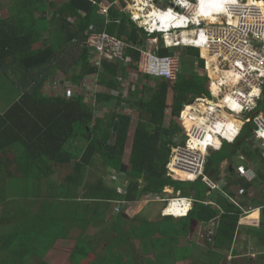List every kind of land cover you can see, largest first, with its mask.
<instances>
[{
	"label": "trees",
	"instance_id": "1",
	"mask_svg": "<svg viewBox=\"0 0 264 264\" xmlns=\"http://www.w3.org/2000/svg\"><path fill=\"white\" fill-rule=\"evenodd\" d=\"M60 2L63 4L57 9ZM46 8L56 11L53 25L57 30L49 43L44 40V47L35 50L33 45L40 37L35 32L33 11L45 15ZM10 11L9 19L0 13V70L12 75L9 81L14 86L0 96V264H51L46 257L60 239L77 241L71 264H162L167 257L193 258L191 264L197 260L209 264L227 261L247 204L238 207L218 196L214 199L216 207L206 206L208 188L200 180L181 183L169 177L167 169L172 149L187 139L184 136L177 142L176 138L182 134L179 118L183 107L202 97L204 91L209 94L208 76L202 72L205 60L199 51L184 48L185 53L178 52L181 71L174 81H159L153 101L135 96L127 99L123 82L117 77L119 64L105 62L99 70L85 47L90 34L105 25L93 0H14ZM127 15L133 20L129 12ZM128 17L111 11L107 33L141 47L136 43L149 38ZM74 23L77 27L72 26ZM159 43L163 39L159 38ZM179 49L159 46L158 54L169 55ZM128 54L135 62L140 60V51L130 49ZM78 65L81 72H74ZM133 67L138 71L136 63ZM55 74H65L57 75L61 84L75 82L82 92L71 98L68 92L49 96L51 86L43 87ZM88 75L94 76L89 82L96 87L94 104L85 94L83 80ZM147 78L157 83L160 80ZM211 89L215 91L214 83ZM169 90L172 99L167 103ZM97 104L107 107L108 113L115 105V111L101 117ZM126 105L132 115L124 112ZM194 107L197 105L188 106V113ZM166 111L172 113L169 127L163 125ZM134 117L139 119V126L127 165L124 155ZM186 119L183 112L181 122L186 123ZM250 143L252 125H246L234 144L224 143L219 152L208 157L206 174L216 181L221 163L229 160L233 164L240 150L247 147L243 153L256 162L264 184V157L260 150L251 151ZM64 168H69L67 174ZM111 170L126 176L124 194L107 186ZM230 175L236 178V186L246 190L254 186L233 170ZM231 177H223V181L227 183ZM110 179L113 183L114 178ZM166 189L186 199L193 197L196 204L188 216H159L154 220L139 216L131 222L121 211L116 215L110 212L118 202L128 205L149 196L157 198ZM82 193L85 198H81ZM229 196L234 197L232 192ZM210 223L216 224L212 243L207 241ZM201 224L205 225L202 240L188 239L193 235L192 227ZM74 227L80 231L75 232ZM92 227L94 235L89 232ZM151 253L157 260L146 257Z\"/></svg>",
	"mask_w": 264,
	"mask_h": 264
},
{
	"label": "built area",
	"instance_id": "2",
	"mask_svg": "<svg viewBox=\"0 0 264 264\" xmlns=\"http://www.w3.org/2000/svg\"><path fill=\"white\" fill-rule=\"evenodd\" d=\"M130 1L140 3V6H136L138 3H135V8H138L143 13L144 10L148 12L151 11V9H156L161 13H171L173 15L171 18L173 23L177 20L180 21L181 18L186 19L187 17L192 19V14L196 9V0H97L95 3L98 6V15L101 18H104L106 25H108L110 23L109 17L111 11L116 10L121 14L127 15L126 11ZM213 1V9L217 10V13L213 14V17L215 18L214 21L212 23L207 22L204 30L200 29L199 33L196 31H190L187 34H191L192 38L196 33L198 39L204 37V45L201 50L206 49L210 54L216 55V62L218 63V66H220V69L226 71L228 68H233L242 74L241 77L243 78V81L236 84V86L234 84L230 86H219H221V88L229 87L228 90L223 91L222 89V93H231L233 96L234 94H238L239 96L238 102L241 107L240 112H232L231 108L226 109V112L237 117V120H239L241 124L234 140L237 139V136L246 125H252L253 145L257 143L259 145H254L253 148L254 150H260L264 157V110L261 109V101H264V0ZM185 10L188 12H184ZM202 22H204V20H202ZM197 24L199 25L200 23ZM192 25H194L193 22ZM138 26L141 30H144L140 25ZM173 28L175 27L173 26ZM202 32H204L203 35L200 34ZM145 33L148 34L146 31ZM148 36L152 39L151 35L148 34ZM168 38L172 40V36H165L166 49H172L176 46L178 47L180 42L178 41L177 36H175V41L172 40L175 45L172 47H170L167 42ZM85 47L89 49L91 61L99 70H102L105 62L118 63L119 68L124 70H130L133 67V64L136 63L140 73L152 77L153 79L158 78L160 80L164 79L170 81L176 80L177 75L181 71V59L178 52H173L169 55H160L158 54L159 46L156 47L155 44H148L144 47H135L132 44L121 40L117 36L110 35L106 31H93L85 42ZM130 49L141 52L140 60L138 62H135L134 57L128 54ZM204 60V71L208 76L207 89L209 94H202V97L197 98L193 103H204L206 106H211L212 104H216V99L218 98H215V94L211 89L214 79H212L208 71V59L204 58ZM120 73L121 76H119L118 71L117 77L121 81L123 77L122 71H120ZM220 73L223 75V72ZM247 74H249V76H247ZM254 85H256L259 90L256 92L255 97L251 98L249 96L253 88H250ZM248 89L249 91H247ZM66 92H70L68 97L71 98V94L73 93L70 85L67 89L63 90V94ZM241 93H243L244 96L245 93H248L247 98L251 101L254 99V101L252 103L244 102L245 97L240 96ZM188 106H191V104H188ZM182 112L184 111H181V113ZM180 118L179 120L181 121ZM181 129L186 134V137H188L187 143L172 149L171 158L167 165L168 176L173 180L182 181V183H195V181L200 180L201 183L208 188L209 198L212 196H222L240 207L236 198H244L247 191L240 189L237 192H233L234 197L232 198L229 196L230 189L227 188L228 183H223V180L220 181V183H218V181L216 183V181L212 180L205 172V165L208 157L211 156L213 152H219L221 146L218 150L207 148L206 152L192 149L189 145L190 136L183 128V125ZM228 134H231V131L228 130ZM201 137L202 135L197 133V138L200 139ZM221 139L228 138H223V136H221ZM173 167L190 174L192 178L189 180L181 179L176 173H174ZM242 173L245 172L243 171ZM120 176L121 175L117 178ZM125 184H127L126 181ZM125 191L126 187H124V192ZM168 191L169 190H166L165 192ZM118 192L120 193V190H118ZM175 194L176 198L174 200L168 199L169 197H167L166 194L167 198H165L162 203H166L167 205L162 210L161 216H173L175 218L184 217L171 215L166 212L169 205L175 201L178 203H187V205L190 206L189 212L185 216L189 215L192 208L195 206L196 201L194 199H184L182 198L181 193ZM149 201L151 204L154 203V200ZM158 202L161 201L158 199ZM122 204L124 203L118 202V206L115 208L117 213L121 211ZM205 205L216 207V202L208 200ZM263 209L264 206L260 208V210ZM245 212L246 210H244V213ZM209 227L207 228V241L212 243L215 231L214 228Z\"/></svg>",
	"mask_w": 264,
	"mask_h": 264
},
{
	"label": "crops",
	"instance_id": "3",
	"mask_svg": "<svg viewBox=\"0 0 264 264\" xmlns=\"http://www.w3.org/2000/svg\"><path fill=\"white\" fill-rule=\"evenodd\" d=\"M13 1L14 0H1L0 1V3H1V8H0V13H1V15H2V18H7V19H9L10 17H11V15H12V13H11V11H10V9H11V6H12V4H13ZM95 1H97V0H93V2H94V5L96 6V8L98 9V6L96 5V3H95ZM212 0H204V2L206 3H209V2H211ZM62 4H63V2H60L59 3V5H58V8L57 9H59L60 8V6H62ZM152 10V9H151ZM55 12L56 11H54V10H52L51 11V9H48V8H46V14L45 15H42L41 14V12L39 11V10H34L33 11V18H34V22H35V26H36V28H35V32L36 33H38L39 34V41L38 42H35V44L33 45V48L36 50V49H39V48H42V47H44V40H46V42H48L49 43V40H51V39H49V37H51V35L52 34H54L55 32H56V30H57V28H56V26L55 25H53V24H56V19L57 18H55ZM127 12H129V14L131 15V17L133 18V20H135L136 22H138V23H140L141 25H142V29H144V26H143V23L142 22H140V21H138V20H136L134 17H133V15H132V13L128 10V8H127ZM121 14V13H120ZM193 14L194 15H197V21H199V22H202V20H204L203 19V16L200 14V13H198V12H193ZM126 16V15H125ZM98 17H100L99 15H98ZM128 17V16H127ZM101 18V17H100ZM129 18V17H128ZM101 19H104V18H101ZM130 19V18H129ZM105 20V19H104ZM181 22H183V21H181ZM175 24H179V21L177 22H175ZM75 25V26H74ZM73 27H77V24L76 23H74L73 25H72ZM108 27H110V24L109 25H106V21H105V25H103V26H101L97 31L98 32H103V31H106L107 32V29H108ZM191 27H192V25H191ZM145 30V29H144ZM70 31V30H69ZM114 31H115V33H119V29L118 28H116V29H114ZM67 35H68V31H67ZM113 35V34H112ZM114 36H117L116 34L114 35ZM155 36H158V35H155ZM118 37V36H117ZM158 38V37H157ZM156 38V39H157ZM189 38H192V37H189ZM177 39H178V37H177ZM194 39V41L196 42L197 41V39L196 38H193ZM173 40V39H172ZM156 40H148L147 42L146 41H144V43H136V44H138L139 46H141V47H144V46H147L148 44H151V43H153V42H155ZM174 41H175V37H174ZM179 41V40H178ZM75 43V42H74ZM162 46V45H161ZM173 50V49H172ZM77 68L78 67H80L79 65L78 66H76ZM208 67H209V63H208ZM76 68V69H77ZM133 68V69H132ZM130 70H124V69H122V68H120L119 69V71H122V75H124L125 77H132L133 79L134 78H136V79H139V77H141L140 76V72L139 71H136V69H135V67H132ZM81 70H82V67H80L79 68V70L77 69L76 70V72H81ZM74 72H75V70H74ZM57 75L58 74H55V75H53L52 77H51V79H49L48 81H46L45 82V84H44V87H43V89L45 88V90L47 89V86L49 85V82H51V81H53V79H55V78H58L57 77ZM63 75V74H62ZM62 75H58L59 77L60 76H62ZM65 75V74H64ZM64 77V76H63ZM94 76H91V75H88L86 78H85V80H83V84H90L89 82H90V80H92V78H93ZM154 81V80H153ZM159 81H161V80H158V83L155 81V83H156V85H154L155 87V89L154 90H156L155 91V93H153V96H152V98H151V100H147V94L145 93V92H142V93H140V90H130V93H129V96H126V94H125V89H127V87H123V92H124V98H130V97H132V96H135L136 98H139V99H144L146 102L148 101V102H150V101H152L153 99H155V97H156V94L158 93L157 92V90H158V88L156 89V87H158V85H159ZM122 85H124V84H122ZM49 86H51V85H49ZM145 87V86H144ZM143 87V88H144ZM49 88V87H48ZM139 89V88H138ZM88 91H91V87H89V89H87ZM129 90V89H128ZM145 90H146V87H145ZM144 91V90H143ZM222 91V90H221ZM15 92H16V90H15ZM205 93H202V94H206V91H204ZM13 98H15L16 99V97L14 96ZM171 99H172V92L169 90V92H168V96H167V103L169 102L170 103V101H171ZM199 104H201V103H198V105ZM202 105V104H201ZM213 105V104H212ZM211 105V106H212ZM198 107V106H197ZM200 108V107H199ZM183 111H184V109H183ZM191 112V111H190ZM190 112L188 113V114H190ZM166 113H167V111H166ZM166 113H165V115H166ZM235 118H237V117H231L230 119H232V121L236 124V126H237V131L235 132V133H233V134H231V136H230V138H228L227 140H231L233 137H235V135L237 134V132H238V130L240 129V127H239V123H238V120H235ZM238 118H239V116H238ZM191 121H189L188 123H190ZM191 123H193V122H191ZM190 123V124H191ZM191 125H194L195 126V128H197L196 127V125L193 123V124H191ZM138 126H139V122H138V125H136V127H135V129L133 128V130H134V136H135V132H136V129H138ZM130 129H132V124H131V127H130ZM188 129H187V127H186V131H187ZM195 134V133H194ZM130 136V135H129ZM134 136H133V140H134ZM132 140V141H133ZM252 143V142H251ZM251 143H250V145H251ZM133 145V144H132ZM221 145V143L219 144V146ZM219 146H217L216 148H213V150H217V148L219 147ZM132 151V147H131V149H130V144H129V142H128V146H127V148H126V152H125V155H124V162H125V164H129V162H130V158H131V152ZM9 156H12L13 154L12 153H9L8 154ZM239 156H240V154H239ZM241 157V156H240ZM248 159V158H247ZM248 161L249 162H251V163H256V162H254V160L252 159V160H249L248 159ZM226 163H228V160H226V161H223L222 163H221V166L223 165V164H226ZM2 167V166H1ZM238 171V170H237ZM250 173V172H252L253 174H252V176L250 175V174H248V176L246 175V176H242V178H244L245 180H247V181H249V183H251V184H254V186H252V187H250L248 190H246L245 188H243V187H241V186H239V184H238V186H236V185H234L235 187H241L242 189H244L245 191H247V194H246V197H244V198H236V200L238 201V203L241 205V204H247V206H245V207H247L248 209H245L244 207H242V208H244V210H246V212L244 213L243 212V215L241 216V218H240V221H239V227H238V229H237V235H236V240H235V243H234V246H233V249H232V252L227 256V261H223V262H221V264L222 263H224V264H264V229H263V225H262V222L264 223V221H263V219H264V215H263V211H264V209L263 210H260V208H262L263 206H264V203H262V202H259V201H256V196H258V193H261V194H263L264 195V184L263 183H261V181L259 180V177H258V174H257V171H256V168H255V171H253V170H251V169H246L245 170V174L246 173ZM119 174V173H118ZM120 175H122V174H120ZM125 176V175H124ZM126 177V176H125ZM65 178V176H63L62 178H61V180L60 181H62L63 179ZM127 180V179H126ZM220 180H223V178H221ZM220 180L218 179V181H219V183H220ZM112 181V180H111ZM217 181V180H216ZM127 183H128V181H127ZM112 184V183H111ZM119 190V189H118ZM166 190H171V189H166ZM165 190V191H166ZM166 194H167V197H168V192H164L161 196H159V197H157V198H155L154 196H149V197H145L146 199H149V200H154V203H152L151 204V208H152V210H151V208H150V210H151V214L152 215H154L155 217H153V219H150L149 217H146V218H148V219H150V220H154V219H156L157 218V216L159 217V216H161V212H162V210L165 208V206L167 205L166 203H162V201L165 199V198H167L166 197ZM81 198H85V194L84 193H82V195H81ZM216 198V197H215ZM144 199V198H143ZM142 199V200H143ZM158 199L161 201V202H158ZM188 199H193V197L191 196V197H188ZM211 200H213V201H215L214 199H213V196L210 198ZM83 201H84V199H82ZM139 203L140 202H138V203H131V204H128V206H126V205H122L121 206V212H123V216H124V218L126 219V220H128V221H133V220H135V218L136 217H139V215L138 214H136V213H138V212H136V210H138V209H140V207H142V205H139ZM174 203H178V202H173L172 204L174 205ZM250 203V205H251V203H254V207H251V206H249L248 204ZM258 203H260L259 205H258ZM186 204V203H185ZM187 205V204H186ZM118 206V203H116V207ZM139 206V207H138ZM115 207V208H116ZM126 207H128V210H129V212H128V210H126ZM114 208V209H115ZM173 208V206L172 207H169L168 209H167V211H168V213L169 214H173L172 212H171V209ZM113 209V210H114ZM124 209V210H123ZM141 209H143V208H141ZM189 209H190V206H188V212H189ZM126 210V211H125ZM187 210H185L184 212H183V214L182 215H176V216H185L186 214H188V212L186 213V211ZM133 212V211H135L136 213H134V214H136L134 217H132L131 216V219H130V216H128V214L130 213V212ZM155 212V213H154ZM112 213V212H111ZM117 213V212H116ZM134 214H132V215H134ZM112 215H113V213H112ZM254 217H256V218H254ZM109 218H111V216L109 215ZM109 218H108V220H109ZM145 218V219H146ZM134 222V221H133ZM258 223V224H257ZM73 228V227H72ZM92 229V230H91ZM90 229V233L91 234H93V231L95 232L96 230L94 229V227H92ZM72 231H73V229H72ZM74 231L75 232H79L80 230L79 229H77V228H75L74 227ZM76 233V234H77ZM80 235V234H79ZM197 240V239H196ZM71 241H74L75 242V240H72V239H60L57 243H56V245H58V244H62V243H71ZM73 243V242H72ZM55 245V246H56ZM147 258H151V259H155V260H157L156 259V256L154 255V253H151L150 255H147L146 256ZM193 258H186V259H176L175 257H167L166 258V260L165 261H163L162 262V264H191L192 262H193V260H192ZM209 264L208 262H202V261H199V260H197V264ZM158 264H160V263H158Z\"/></svg>",
	"mask_w": 264,
	"mask_h": 264
},
{
	"label": "rangeland",
	"instance_id": "4",
	"mask_svg": "<svg viewBox=\"0 0 264 264\" xmlns=\"http://www.w3.org/2000/svg\"><path fill=\"white\" fill-rule=\"evenodd\" d=\"M216 22H219V21H216ZM158 41L154 42V43H151V44H155L156 47L158 46H163L162 43H159V39L157 38ZM172 49H175V48H172ZM184 48H181L179 49V51L177 52H180V53H185L183 51ZM186 49V48H185ZM173 51V50H172ZM204 53V51H202ZM114 63V62H112ZM80 67H78L77 69L79 70ZM76 72V71H75ZM202 72L203 73H206L204 71V68H202ZM141 77H139V79H136V78H132V77H125L123 75L121 81L123 82V87H127V89H125V94L126 96H129V93H130V90H140V93L142 92H145L147 94V100H151L152 96H153V93H155L156 90H154L156 83L155 81H153L151 78H147L146 75H144L143 73H139ZM64 76V75H63ZM119 76H121V73L119 71ZM12 77V75H11ZM10 76L8 75H5L3 74V72L0 70V88H2V90L0 91V96L3 97V94L4 92L8 89H10L11 87H14L11 83V81H9L10 79H12ZM148 83V84H146ZM49 85H51V90H53L51 93H49V96L51 97H54V96H59V93L63 92L64 89H67L68 85H70V88L72 89V93L71 96H78V94L80 93L81 91V86L79 87L75 82H67L66 84H61L60 82V79L58 78L57 80H53L51 82H49ZM84 86L86 87V89H89V87H91V91H85V94H86V97L87 99L89 100V102H92V104H94V96H95V93H96V87H95V83L91 82V84H84ZM146 87V90H145V87ZM144 87V88H143ZM139 88V89H138ZM158 87H156L157 89ZM229 87L227 88H222L223 91L224 90H228ZM248 88V86H247ZM129 89V90H128ZM144 90V91H143ZM249 91V89L247 90ZM82 92V91H81ZM70 93V92H68ZM245 97H248V93L246 94L245 93ZM7 100L9 101V99L7 98ZM153 101V100H152ZM148 102V101H147ZM197 103V102H195ZM193 102H191L190 104L193 105L195 104ZM199 106H202L201 104H199ZM97 107L100 109L98 112L99 115L102 117V116H105V115H112L113 111H115V105L112 106V110H110L111 113H108V110H107V107H101V105L97 104ZM126 109L124 110L125 113H128L130 115L133 114V111L130 110L129 106H124ZM119 111V109H118ZM183 114V112L181 113V115ZM228 114V113H227ZM185 115V113H184ZM229 119L231 117H235V116H232L229 114ZM181 119V118H180ZM109 120H107L106 122H108ZM171 121H172V113L170 111H167L166 115L164 116V120H163V125L166 126V127H169L170 124H171ZM185 121V120H184ZM183 121V123L181 122V126L180 128H182V125L184 127H187V133L189 136L191 135H194V133L196 132L197 128H195L194 125H191L193 123H188L189 120L187 121L186 119V123ZM138 122H139V119H136V117L133 118V121H132V129H130L129 131V137H128V142L130 144V149L132 147V144H133V136H134V130L133 128L135 129L136 125H138ZM183 127V128H184ZM182 130V129H181ZM186 136V134L182 131V134H180L179 136H177V142L178 141H183V137ZM187 143V140L185 141V144ZM255 146H259L258 143L257 144H254ZM253 144H247L248 148H250L251 151H254V146ZM128 146V144H127ZM247 147H245L244 149H246ZM243 149V150H244ZM243 150H240L241 153H240V156L238 155L237 158L235 159V161L233 162V164H231V162L228 160V163L226 164H223L222 166L220 165V168H219V175H218V179L220 180L221 178L223 177H226V176H229L231 177L230 175V171L233 170L235 171V175L242 178V176H248V174H250L252 176V172L250 173H242L243 171L245 172L246 169H251L253 171H255V168L257 167V164L256 163H251L248 161L247 159V156L246 154L243 153ZM252 160V159H250ZM238 170V171H237ZM69 171V168H64V172L67 174V172ZM120 174L118 173H114L112 170L109 171V177H107L106 179V184L107 186L113 188V189H119L120 190V193L121 194H124V187L127 186V181L126 180L127 178L124 176V174H122L119 178H117ZM110 176L111 178H114V181L113 183L111 184V179H110ZM118 180H117V179ZM217 179V181H218ZM229 180L227 181V188L230 189V192H237L239 191L240 189H242L241 187H235L234 186V183L233 181L236 180V178L234 177H231V178H228ZM125 181L127 184H125ZM216 181V183H217ZM222 181V180H220ZM237 181V180H236ZM219 183V181H218ZM223 183H226V181H223ZM143 187L145 186V184L142 185ZM118 191V190H117ZM185 197V195H183ZM168 199L170 200H174L176 198V194H175V191L173 190H170L168 191ZM256 201H259V202H262L264 203V195L261 194V193H258V196H256ZM213 199H215V197L213 196ZM210 200V198L208 197V193H207V199L206 201ZM177 202V201H176ZM139 205H142V207H140V209L136 210V213L135 211H131L128 216H130V219H131V216L134 217L136 214H138L139 216H142L143 218H146V217H149L150 219H153V217H155L154 215H152L150 212L152 210L151 208V202L149 201V199H146L144 198L140 203ZM249 206L251 207H254V203H250L248 204ZM128 206V205H126ZM173 206V204L171 203L169 205V207ZM116 207V204L113 205V208L110 210V212L112 211V213L114 215H116V211H115V208ZM139 207V206H138ZM143 208V209H141ZM151 208V210H150ZM114 209V210H113ZM124 210V209H123ZM126 210H128V207H126ZM125 210V211H126ZM175 210V209H174ZM129 212V210H128ZM188 212V210L186 211V213ZM136 213V214H134ZM155 213V212H154ZM134 214V215H132ZM109 218V217H108ZM158 218V216H157ZM256 218V217H254ZM134 221V220H133ZM132 221V222H133ZM211 225V226H210ZM216 224H212L210 223L208 226H210L209 228H214ZM195 226V225H194ZM205 229V225H197L195 227H192V234L191 237H189L188 239H192V237H195V239H200L202 240V234H203V230ZM207 230V229H206ZM94 232V231H93ZM95 234V232L93 233V235ZM199 236V237H198ZM73 242V243H72ZM136 247H138V245H134ZM76 247H77V241H71V243H62V244H58L56 245L52 250L51 252H49V254L47 255L46 257V260L48 261V263H51V264H71L72 262H74V258H75V250H76ZM224 264V263H222Z\"/></svg>",
	"mask_w": 264,
	"mask_h": 264
},
{
	"label": "bare ground",
	"instance_id": "5",
	"mask_svg": "<svg viewBox=\"0 0 264 264\" xmlns=\"http://www.w3.org/2000/svg\"><path fill=\"white\" fill-rule=\"evenodd\" d=\"M135 3L138 2L130 1L128 10L132 13L133 17L136 20L143 23L145 31L151 36L158 35L159 33L165 34L166 32L170 31L173 25H182V22H179V24L173 23L171 21L173 15L169 12L161 13L155 9L148 12L144 10L143 13L138 8H135ZM208 5L210 6L209 3ZM136 6H140V3L136 4ZM167 42L170 47L175 46L172 40H170L169 38ZM163 43H165L164 40ZM183 45L194 46L196 45V42L193 38H188V35H184V39L182 40V42H180V44H178V46ZM202 51H204L203 56L208 59L209 74L212 79H214L215 91L213 93L215 94V98L218 99H216V104L208 107L206 106V104L202 107L199 106L198 103H195L194 105H197L198 107H194L191 110L190 114H188V106H186L184 108V113L187 121L189 120L193 122L197 127L195 134L190 137L189 145L192 149H198L202 152H206L207 148H216L217 146H219L221 136H223V138H230L231 134L237 131V126L232 121V119H229V114H227L226 109L231 108L232 112H240L241 107L240 103L238 102L239 96L238 94H234L233 96V94L231 93H222L221 86H230L232 84L236 86V84L243 81V78L241 77L242 74L233 68H228L226 69V71H223V69H220V66H218V63L216 62V55L210 54L206 49ZM220 72H223V75ZM247 76H249V74H247ZM252 88L253 90L249 96L251 98L255 97L256 92H258L259 90L256 85H254L253 87L251 86L250 89ZM240 96L245 97L243 93H241ZM252 100L254 101V99ZM253 101H251L247 97H245L244 100V102L250 103H252ZM228 130L231 131V134H228ZM197 133H200L202 135L200 139L197 138ZM173 171L181 179L189 180L192 178L190 174L174 167ZM186 204L174 203L173 208L171 209V212L173 214L171 215H182L183 212L188 209V205Z\"/></svg>",
	"mask_w": 264,
	"mask_h": 264
},
{
	"label": "clouds",
	"instance_id": "6",
	"mask_svg": "<svg viewBox=\"0 0 264 264\" xmlns=\"http://www.w3.org/2000/svg\"><path fill=\"white\" fill-rule=\"evenodd\" d=\"M209 4H210V6L208 5V3H205L204 2V0H196V9L194 10V11H196V12H198V13H200L202 16H203V19H204V22H199V21H197V15H194V14H192L193 15V17H192V19L191 18H187L186 17V19H183V18H181V20L179 21V20H177V21H179V22H181V21H183L182 22V25H177V26H175V25H173L175 28H173V26L171 27V29H170V31L169 32H166L165 34H158V39L159 38H161V39H163L164 41H165V36L166 35H168V36H172V39L174 40V37L175 36H177L178 37V40H179V42H182V40L184 39V35H188V38L189 37H192V35L191 34H187L188 32H190V31H192V32H194V31H196L197 33H199V30L200 29H202V30H204V28H205V26H206V23L207 22H210V23H212L213 21H214V17H213V14L214 13H217L216 11L217 10H215V9H213V5H214V1L212 0L211 2H209ZM184 12H188V11H184ZM184 12H182V13H184ZM126 16H128V15H126ZM130 18V17H129ZM135 25H136V27H138L139 28V30L142 32V33H144L145 35H147V37L149 38V40H157L156 38H153L152 37V39L148 36V34H146L145 33V31L144 30H141V28L138 26V24H136L132 19H130ZM192 22L194 23V25H192ZM197 23H200L199 25L197 24ZM191 25H192V27H191ZM197 33L194 35V37L193 38H196L197 39V41H196V45H191V46H185V45H183V46H176L175 47V49H177V48H193V49H196V50H198L199 51V53H200V56H201V58H203V56H202V50H201V48H202V46L204 45V37L202 38H200V39H198L197 37H196V35H197ZM203 33L204 32H202V33H200L201 35H203ZM163 44V46L165 47V43H162ZM166 48V47H165ZM204 59V58H203ZM186 106H188V105H185L184 107H183V109L186 107ZM183 111V110H182ZM180 117H181V113H180ZM243 131V130H242ZM242 131H241V133H242ZM241 133L237 136V139H235L234 140V142H229V140H227V139H221V141H220V143H221V148H220V150L223 148V144L224 143H227V144H229V145H232V144H234L237 140H238V138L240 137V135H241ZM187 139H188V137H187ZM186 139V140H187ZM213 153H215V152H213ZM217 153V152H216ZM212 155V154H211ZM181 183H182V181H181ZM189 184H193V183H189ZM173 191V190H172ZM176 193V192H175ZM182 198H184V197H182ZM224 198V197H223ZM184 199H186V198H184ZM211 200V199H210ZM188 216V215H187ZM173 217V216H172ZM184 217H186V216H184Z\"/></svg>",
	"mask_w": 264,
	"mask_h": 264
}]
</instances>
